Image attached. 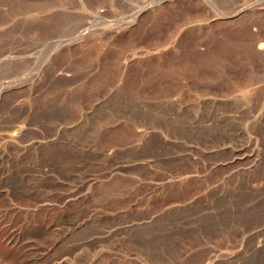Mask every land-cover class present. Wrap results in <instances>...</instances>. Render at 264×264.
<instances>
[{
    "label": "rangeland",
    "instance_id": "rangeland-1",
    "mask_svg": "<svg viewBox=\"0 0 264 264\" xmlns=\"http://www.w3.org/2000/svg\"><path fill=\"white\" fill-rule=\"evenodd\" d=\"M0 264H264V0H0Z\"/></svg>",
    "mask_w": 264,
    "mask_h": 264
},
{
    "label": "bare ground",
    "instance_id": "bare-ground-1",
    "mask_svg": "<svg viewBox=\"0 0 264 264\" xmlns=\"http://www.w3.org/2000/svg\"><path fill=\"white\" fill-rule=\"evenodd\" d=\"M261 45H262V44H261ZM261 45H260V46H261ZM262 48H263V47H262Z\"/></svg>",
    "mask_w": 264,
    "mask_h": 264
}]
</instances>
